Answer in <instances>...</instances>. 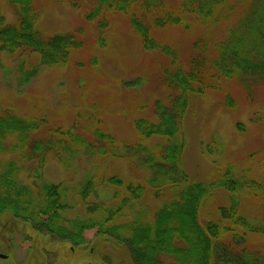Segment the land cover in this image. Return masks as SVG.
<instances>
[{
  "label": "trees",
  "instance_id": "16d2710c",
  "mask_svg": "<svg viewBox=\"0 0 264 264\" xmlns=\"http://www.w3.org/2000/svg\"><path fill=\"white\" fill-rule=\"evenodd\" d=\"M0 1L15 15V21H7L0 2V51L38 58L37 63L19 62L18 85H27L42 66L65 65L73 52L82 49L80 31L45 34L38 29L33 0ZM88 7L85 17L97 19L101 46L108 24L102 13L127 17L143 49L165 59L158 68L160 83L169 93L148 105V115L133 120L136 140L132 142L124 141L125 135L114 136L93 112L76 115L83 120L82 127L74 123L63 129L0 100V222L13 220L11 233L19 226L29 238L44 234L68 243L73 253L82 249L75 255L88 257L91 263L98 260L94 246L87 248L89 230L99 240L124 247L131 264H264V248H252L248 242L250 235H264V218L248 219L239 203L245 195L264 204V183L230 162L214 180L190 181L181 164L189 95L219 90L224 80L245 84L246 78L264 79V0H91ZM186 15L197 25L222 26L223 32L216 39L212 32L196 39L188 66L183 67L177 49L157 34L171 26L191 29ZM90 64H95L94 57ZM142 83L143 78L136 77L124 85L139 88ZM237 127L243 130L240 123ZM213 141L207 145L211 154ZM216 146L221 154L225 147ZM80 150L94 158L93 166L68 200L64 183L44 178L37 166L51 157L68 167V160ZM33 163V175L23 180L21 169L28 170ZM122 165L137 170V176L124 172ZM116 166L125 179L114 172ZM104 186L113 188L108 200L98 197ZM216 189L228 193L226 203H215Z\"/></svg>",
  "mask_w": 264,
  "mask_h": 264
},
{
  "label": "rangeland",
  "instance_id": "374dc122",
  "mask_svg": "<svg viewBox=\"0 0 264 264\" xmlns=\"http://www.w3.org/2000/svg\"><path fill=\"white\" fill-rule=\"evenodd\" d=\"M33 1L39 14L38 29L45 34L80 31L83 47L73 52L65 65L42 66L39 74L27 85L17 84L19 62L37 63L38 58L32 55L29 60L25 54L9 55L0 51V100L17 112L45 117L49 126H61L63 129L74 123L82 127L83 120L76 115L93 112L110 126L114 136L122 134L125 135L124 141L136 140L133 120L148 115V105L156 98L165 99L169 93L160 83L158 68L165 59L158 60V55L144 50L138 36L131 31L127 17L119 13H102L108 24L101 46L96 36L99 30L97 19L90 21L85 17L90 11L87 5L91 0H74L75 4L72 0ZM0 2L6 20L15 21L12 8L4 1ZM185 17L192 23L191 29L171 26L157 34L160 40H169L177 49V61L183 67L188 66L193 55L191 44L196 39L207 32H212L211 38L216 39L223 32L222 26L197 25L192 16ZM92 57L95 64H90ZM136 77L143 78L139 88L125 87V81ZM246 80L245 84L224 80L219 90L189 95V106L182 122L185 146L181 164L190 181L214 180L223 165L230 162L247 169L251 176L264 183V79ZM238 123L243 126L242 131L238 129ZM212 141L214 150L211 154L207 145ZM216 143L225 147L221 154H217ZM93 159L80 150L68 160V167L49 157L37 169L49 181L64 183L69 200L76 192V185L93 166ZM118 166L114 172L125 179V175L118 173L121 170ZM35 167L33 163L28 170L21 169L20 177L29 179ZM124 167L122 165L124 172L137 176V170L131 166L129 169ZM112 190V187H100L98 197L108 200ZM227 198L226 191H214L215 203L224 204ZM147 199L148 196L141 202L145 204ZM239 203L241 213L248 219L259 221L264 218V204L245 195L241 196ZM76 209L82 212L80 207ZM14 224L8 218L0 222V253L8 255L0 264H82L88 261V257L76 256L83 252L82 249L78 248L77 253H73L68 243L53 241L44 234L29 238L19 226L11 233L10 227H15ZM94 234V230H89L85 237L90 240L87 248L94 246L97 263L131 264L124 247L108 239L99 240ZM248 242L252 248H264V235H250Z\"/></svg>",
  "mask_w": 264,
  "mask_h": 264
},
{
  "label": "flooded vegetation",
  "instance_id": "af4514ba",
  "mask_svg": "<svg viewBox=\"0 0 264 264\" xmlns=\"http://www.w3.org/2000/svg\"><path fill=\"white\" fill-rule=\"evenodd\" d=\"M70 251L72 252L73 251V249H72V247H70ZM0 254H2V253H0ZM3 255H5L6 256V258H0V259H7L8 257V255H6V254H3ZM88 263H91V262H89V261H87L86 263L85 262H82V264H88ZM93 263H95V262H93Z\"/></svg>",
  "mask_w": 264,
  "mask_h": 264
},
{
  "label": "water",
  "instance_id": "95a60500",
  "mask_svg": "<svg viewBox=\"0 0 264 264\" xmlns=\"http://www.w3.org/2000/svg\"><path fill=\"white\" fill-rule=\"evenodd\" d=\"M0 258H6V256L3 254H0ZM88 264H99V263H88Z\"/></svg>",
  "mask_w": 264,
  "mask_h": 264
}]
</instances>
